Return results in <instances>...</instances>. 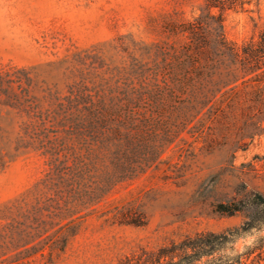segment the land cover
Masks as SVG:
<instances>
[{
    "label": "rangeland",
    "instance_id": "obj_1",
    "mask_svg": "<svg viewBox=\"0 0 264 264\" xmlns=\"http://www.w3.org/2000/svg\"><path fill=\"white\" fill-rule=\"evenodd\" d=\"M208 1L0 0V264H120L244 224L216 208L264 194V79L204 103L184 47ZM240 2L242 49L264 0Z\"/></svg>",
    "mask_w": 264,
    "mask_h": 264
},
{
    "label": "trees",
    "instance_id": "obj_2",
    "mask_svg": "<svg viewBox=\"0 0 264 264\" xmlns=\"http://www.w3.org/2000/svg\"><path fill=\"white\" fill-rule=\"evenodd\" d=\"M245 3L239 0H209L206 12L186 26L188 44L184 47L189 80H202L203 101L209 103L218 92L242 80V84L264 79V32L243 48L228 40L224 28V14ZM218 9L220 12H214ZM222 78H213L220 70ZM195 75V76H194ZM253 75L250 78L248 76ZM227 93H224V96ZM238 196L220 202L217 212L233 217L246 216L243 225L221 233H203L188 237L180 243H171L157 251L143 250L139 255L126 257L120 264H256L264 254V194L243 188ZM252 232L258 238L245 246L239 242ZM259 252V254H257Z\"/></svg>",
    "mask_w": 264,
    "mask_h": 264
}]
</instances>
